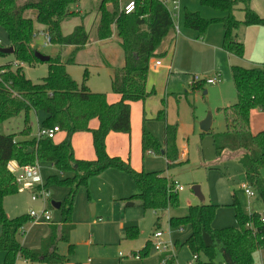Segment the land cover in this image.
Listing matches in <instances>:
<instances>
[{
	"label": "trees",
	"instance_id": "16d2710c",
	"mask_svg": "<svg viewBox=\"0 0 264 264\" xmlns=\"http://www.w3.org/2000/svg\"><path fill=\"white\" fill-rule=\"evenodd\" d=\"M76 2L0 0V26L7 34L9 46L13 47V61L0 65V122L22 114L24 128L21 132L27 135L31 129L28 123L29 112L40 111L45 115L41 126H58L64 132V137L58 142L47 137L17 140L15 133L0 134V250L5 253V263L12 264L19 256L31 264H64L68 258L58 253L57 242H66L68 252L73 251L69 235L74 228L71 214L76 194L79 189L87 187L91 176L107 168H117L129 175L137 192L126 199L139 200L144 210L162 212L179 206L173 178L163 170H135L128 160L109 155L105 143L110 132H130V103L144 101L152 93L146 90L150 62L165 53L158 50L159 45L173 30L168 10L158 0H134V10L125 14L120 10L118 0H100L96 38L107 39L114 30L124 53V65L114 68L111 75V89L119 95V99L109 103L104 92L92 91L84 82L88 76L87 68H84L81 83L66 70V65L75 63L76 52L89 41V32L83 23L76 25L67 35L61 32V22L75 14L72 6ZM108 2L112 4L111 9L106 7ZM199 3L225 14L206 18L198 11L184 8L183 25L195 30L197 36L202 38L211 24H221L222 48L229 54L242 57L244 46L235 39V30L241 24L264 26V17L250 7V0H199ZM239 5L243 11L241 21L233 13ZM35 23L46 27L52 44L74 46L65 59L60 55L50 56L46 62L47 73L38 83L28 79L22 67L25 63L33 65L40 62L35 58V48L31 44ZM5 55L0 51V57ZM230 70L236 101L221 108L225 128L212 133L213 146L217 157L228 151L238 154L237 162L243 169L246 183L263 203V211L245 213L233 194L230 205L234 208L236 226H212L218 207L215 203L189 204L187 214L171 216V226L190 227V233L183 244L197 256L194 264H252L254 253L264 249V178L260 173L264 168V130L257 133L250 130L251 110L264 111V64L251 67L232 65ZM198 83H191V89H200L199 84L202 82ZM165 114L162 108L157 118L161 117L165 121ZM92 119L98 121L95 128L89 126ZM78 132L91 134L94 159L75 157L72 137ZM176 133L177 124L165 122L164 141L161 143L157 137L143 129L142 153L161 152L166 158L167 168H172L179 156ZM9 161L20 165L51 163L61 175H49L45 185L68 188L60 201V223L50 225L48 234L42 238L38 248L29 249L17 238L19 232H24L23 224L30 220L28 214L10 218L3 208V198L19 191L13 174L7 168ZM125 230L126 238H134L138 234L135 226ZM150 245L151 241L147 240L136 254L145 257ZM200 254L203 258L199 257ZM218 254L220 261L215 260ZM162 259L164 264H173L174 261V257L167 259L163 256Z\"/></svg>",
	"mask_w": 264,
	"mask_h": 264
},
{
	"label": "rangeland",
	"instance_id": "374dc122",
	"mask_svg": "<svg viewBox=\"0 0 264 264\" xmlns=\"http://www.w3.org/2000/svg\"><path fill=\"white\" fill-rule=\"evenodd\" d=\"M98 2L99 0H80L78 7L90 14L96 10ZM180 2L181 8L177 19L180 32L175 35L172 30L169 33L176 36V40L171 43H169L170 35L163 38L158 50L165 53L150 62L146 90L152 93L143 102L132 103L130 132L109 134L107 145V151L111 155L128 160L135 170H163L167 176L173 178L178 185L183 187V190L178 191L179 206L155 212L151 209L144 210L139 200H127L126 197L136 193L137 189L129 175L123 170L107 168L91 176L87 187L78 190L73 205L71 223L74 224V228L69 235L73 251L68 252L66 242H57L58 253L68 258L64 264H160L163 256L167 259L174 257L173 264L194 263V254L187 245L183 244L190 233V227L188 225L171 226L169 224L171 216L187 214L189 204L215 203L218 207L212 226L214 228L236 226L234 208L230 205L233 194L245 213L263 211V203L258 196L256 194L248 196L242 186L244 184L247 189L254 191L247 185L243 169L237 162L235 154L228 151L221 157H217L213 146L212 133L223 131L225 128L221 108L236 101V92L231 78V62L221 49L215 51L202 46L203 43L196 35V31L183 25L184 8L199 11L201 16L206 18L222 12L200 5L199 0H180ZM118 3L120 6L121 0H118ZM106 7L111 9L112 4L108 2ZM234 15L237 18L243 17L241 9L238 8L234 10ZM218 24H211L204 38L221 44L222 32ZM34 27L44 28V25L35 23ZM43 41L44 38L38 36L31 44L35 51L37 48L43 54L54 56L58 52L57 46L49 45L41 48ZM0 45L9 46L7 34L1 26ZM2 57L4 56L0 57V62H2ZM159 58L163 62V67L155 68L154 60ZM89 60L92 63L93 59ZM22 67L25 76L34 83L41 82L42 77L47 73L46 62L33 65L25 63ZM84 68L85 66L77 64L69 66L72 78L78 83L83 81ZM87 69L89 73L84 80L86 84L90 82L92 88L106 93L103 90L105 88L109 94L114 93L110 79L104 75V71L98 74L94 71V66H87ZM195 75L204 78L219 75L220 82L215 85L203 83L202 89L192 90L190 84ZM204 90H206L205 94ZM162 108L166 112L165 121L161 117L157 118ZM208 112L212 115L211 128L202 132L199 124ZM42 115L40 111L29 112L28 123L31 129L27 135L21 132L24 128L22 114L0 122V134L15 133L17 140L35 137L37 129L41 126ZM165 122L177 124L176 144L179 156L175 166L170 169L167 168L166 158L161 152L142 153L141 150L143 129L163 143ZM250 130L252 133L264 130V111L251 113ZM63 137L58 132L54 141H59ZM72 144L80 157L84 159H88L85 156L89 155L94 157L91 136L88 132L75 134ZM182 148H185L187 152L184 158L180 157ZM38 166L43 183L49 175H61L48 162L38 163ZM260 173L264 178V168ZM194 185L200 187L204 196L202 201L194 194L192 190ZM48 190L50 195L46 203H43L41 199L32 201L31 193L27 190H19L3 198V208L10 218L28 214L30 210L40 212L44 204L50 213L49 222L30 219L23 224L24 232L17 234L19 242L29 249L38 248L42 238L48 234L50 225L60 223L61 212L59 208L52 205V201L60 202L68 188L50 185ZM158 216L159 219H157ZM131 226L137 227L138 234L134 238H126L125 229ZM156 229L162 230L164 234L162 238L153 237L152 234ZM149 239L151 245L148 254L145 257H139L136 253ZM154 241H165L163 242L166 247L165 251L157 249ZM199 257L203 258L201 254ZM4 259L5 253L0 250V264H9L5 263ZM215 260L220 261L219 254ZM12 264L31 263L17 256ZM252 264H264V249L254 253Z\"/></svg>",
	"mask_w": 264,
	"mask_h": 264
},
{
	"label": "crops",
	"instance_id": "0c3cea01",
	"mask_svg": "<svg viewBox=\"0 0 264 264\" xmlns=\"http://www.w3.org/2000/svg\"><path fill=\"white\" fill-rule=\"evenodd\" d=\"M79 1L80 0H77V2L72 6V10L75 12V14L73 16H71L70 18H67V19H65L64 21L61 22V32L64 35H67L73 30V28L76 25H78L80 23H83L85 28H86V30L89 32V41L83 48L79 49L76 52V54H75V63L74 64L85 66V68H87V66H94V68H95L94 71H96L98 74L101 73V71H104L105 72L104 75L105 76L107 75L109 77V79H110V82H111V75H112L113 69L114 68H118V67H122L124 65V53H123V50L119 46V44L117 42V37L115 35L114 30H113L112 35L109 38H107V39L99 40V39L96 38L95 28H96V24H97V21H98V5H99L100 0L98 2L96 10L93 11L92 13H90V14H89V12H86V11H83V10L79 9V7H78L79 6ZM250 7L257 14H259L262 17H264V0H250ZM180 8H181V4H180ZM237 8L241 9V6L239 5L235 9H237ZM241 11H242V9H241ZM233 13H234V11H233ZM242 13H243V11H242ZM224 14L225 13L222 12L219 15H215L213 17H219V16H222ZM79 15H81V16L78 17ZM235 18L240 20V21L243 19V17L242 18H237V16H235ZM220 26H221V32H222V37H223V28H222L221 24H220ZM46 30L47 29H46L45 26H44V28H35V32L37 33V35L35 37H33L32 41H34V39L37 38L38 36L44 38V35L43 34H38V32H44ZM179 32H180V28H179ZM174 34L176 35L175 32H174ZM169 35L171 37L169 43H171L174 40H176L175 39L176 36H174L173 33L169 34ZM196 35H197V32H196ZM205 36H206V34H205ZM234 36H235V39L237 41H240V42L243 43L244 52H243V56L242 57H238V56H235V55L227 53L222 48V38H221V44H219L217 42H210L208 40V38L205 39L204 37L201 38V42L203 43L202 46H204V47H206L208 49H213L215 51H219L221 49L227 55L228 59L230 60V62H231L230 63V67L232 65H239V66H243V67H251V66H254V65H262V64H264V26H262V25H243V24H241L235 30ZM49 45L57 46L58 52H57V49H56L55 53L56 52L57 53L54 54V56L60 55L62 59H65L68 56V54L72 51V49L74 48V46H72V45L61 46V45H58V44L54 45V44H51V43ZM49 45L45 44V38H44L43 44L40 47L41 48H45L46 46H49ZM36 50L39 51V49H37V48H36ZM89 59H93L92 63H90L91 60H89ZM1 60H2V62H0V65L1 64H5V63H7L9 61H13V56H12V54H6L4 57L1 58ZM161 62H162V60H161ZM74 64L66 65V70L71 75V77H73V76H72V73L69 71V66L70 65H74ZM158 67H163V62ZM155 68H157V67H155ZM88 73H89V71H88ZM86 85L88 86V88L90 90L93 89L92 91H96V92H100L101 91V90H99L97 88H92L90 82H88V84H86ZM200 85H201L200 89H202L203 88V82ZM207 85H215V84H207ZM94 89H96V90H94ZM103 90L106 91V93H107L106 98H107V101L109 103H114V102H116L119 99V95L118 94H116V93L109 94V91H107L105 88ZM101 92H103V91H101ZM205 93H206V90H204V94ZM141 102H143V101H141ZM132 103L133 102L130 103V120H131V105H132ZM255 111L257 112V111H260V110L253 109V110H251L250 115H251L252 112H255ZM44 116H45L44 114L41 116V120L44 118ZM97 125H98L97 119L90 120V122H89V126L90 127L95 128V127H97ZM59 132L64 136V132H62V131H59ZM202 132H204V131H202ZM78 133H80V132H78ZM111 133L115 134V132H110L109 134H111ZM75 134H77V133H75ZM109 134L107 135L106 140H105L106 150H107V145H108V136H109ZM90 136H91V134H90ZM163 141H164V139H163ZM55 142H58V141H55ZM91 144H92V139H91ZM92 148H93V146H92ZM73 150H74V147H73ZM93 151H94V149H93ZM107 153L109 155H111L108 151H107ZM186 153H187L186 149L182 148L180 157L184 158ZM74 155H75L76 158L84 159V158L80 157V155L77 152H75V150H74ZM237 156H238V154H235L236 160H237ZM85 157L88 158V160L94 159L95 158V153H94V157L91 156V155L85 156ZM51 166H53V165L51 164ZM260 250H263V249H260Z\"/></svg>",
	"mask_w": 264,
	"mask_h": 264
},
{
	"label": "built area",
	"instance_id": "2783aa9c",
	"mask_svg": "<svg viewBox=\"0 0 264 264\" xmlns=\"http://www.w3.org/2000/svg\"><path fill=\"white\" fill-rule=\"evenodd\" d=\"M160 3H162L166 9L168 10L172 21H173V31L175 33L179 32L177 19L179 16L180 11V0H158ZM134 0H121L120 4V10L123 11L125 14L131 13L134 10ZM170 7V8H169ZM38 34H43L45 38V44L49 45L50 42V35L48 31L44 32H38ZM37 35L36 32L33 33V37ZM154 67H158L162 64L161 59L154 60ZM203 82L206 84H216L220 82L219 75H216L213 78H204L200 76H193L191 83H198ZM60 131L58 126H52V127H43L40 126L37 129L35 137L38 139L40 137H47L54 139L56 134ZM152 152V151H149ZM7 168L9 171L13 174L15 184L18 187V190H27L31 193V200L35 201L37 199H41L43 203H46V201L49 199V190L48 187L45 185V183L42 182L38 162L34 164H28V165H20L15 161H9L7 164ZM243 188H245V192L248 196H254L255 192L253 190L247 189L246 185L242 184ZM175 191H181L183 190V187L181 185H178L175 181L174 186ZM28 216L30 219H33L34 221L37 220H43L46 222H49L51 220L50 213L48 212L47 208L45 207L40 212H35L34 210H30L28 212ZM262 220H264L262 218ZM23 229V227H22ZM155 239H160L163 237L162 230H155L152 234ZM165 241H154L153 243L156 245V248L159 250H164L165 244L163 243ZM168 243V242H167ZM165 251V250H164ZM194 256V261L196 259V255ZM161 264H164V259L161 260ZM194 264V263H190Z\"/></svg>",
	"mask_w": 264,
	"mask_h": 264
},
{
	"label": "water",
	"instance_id": "95a60500",
	"mask_svg": "<svg viewBox=\"0 0 264 264\" xmlns=\"http://www.w3.org/2000/svg\"><path fill=\"white\" fill-rule=\"evenodd\" d=\"M0 51L2 53L5 54H12L13 53V47L12 46H8V47H1ZM34 56L35 58H37L40 62H47L50 59L49 55L43 54L39 51H35L34 52ZM211 123H212V115L211 112H208L205 116V118L200 122L199 127L201 131H208L211 128ZM28 151H30V149H28ZM192 190L194 192V194L202 201L204 199L203 194L200 191V187L198 185H194L192 187ZM52 205L56 208L60 207V202H55L52 201ZM92 208V207H91ZM92 213H93V209H92Z\"/></svg>",
	"mask_w": 264,
	"mask_h": 264
}]
</instances>
